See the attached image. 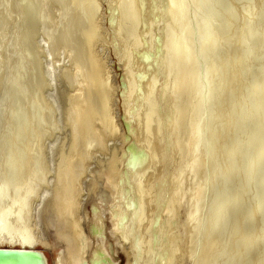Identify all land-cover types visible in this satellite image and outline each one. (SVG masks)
<instances>
[{"label": "bare ground", "instance_id": "6f19581e", "mask_svg": "<svg viewBox=\"0 0 264 264\" xmlns=\"http://www.w3.org/2000/svg\"><path fill=\"white\" fill-rule=\"evenodd\" d=\"M0 246L264 264V0H0Z\"/></svg>", "mask_w": 264, "mask_h": 264}, {"label": "water", "instance_id": "95a60500", "mask_svg": "<svg viewBox=\"0 0 264 264\" xmlns=\"http://www.w3.org/2000/svg\"><path fill=\"white\" fill-rule=\"evenodd\" d=\"M43 254L39 249L0 246V264H44Z\"/></svg>", "mask_w": 264, "mask_h": 264}, {"label": "rangeland", "instance_id": "374dc122", "mask_svg": "<svg viewBox=\"0 0 264 264\" xmlns=\"http://www.w3.org/2000/svg\"><path fill=\"white\" fill-rule=\"evenodd\" d=\"M51 236H53V235H51ZM110 243H111V241H110ZM47 251L49 253V256L52 258L51 251L50 250H47ZM114 256L116 258V261H118L119 264H126L127 261H126V257H125V254L123 251H118V252L114 253Z\"/></svg>", "mask_w": 264, "mask_h": 264}]
</instances>
